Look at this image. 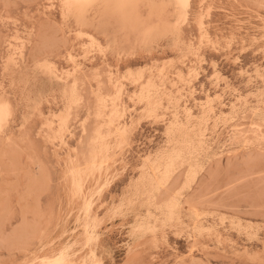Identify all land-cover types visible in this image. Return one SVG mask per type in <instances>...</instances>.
Segmentation results:
<instances>
[{
	"label": "rangeland",
	"instance_id": "rangeland-1",
	"mask_svg": "<svg viewBox=\"0 0 264 264\" xmlns=\"http://www.w3.org/2000/svg\"><path fill=\"white\" fill-rule=\"evenodd\" d=\"M122 1L0 0V264H264V0Z\"/></svg>",
	"mask_w": 264,
	"mask_h": 264
},
{
	"label": "bare ground",
	"instance_id": "bare-ground-1",
	"mask_svg": "<svg viewBox=\"0 0 264 264\" xmlns=\"http://www.w3.org/2000/svg\"><path fill=\"white\" fill-rule=\"evenodd\" d=\"M96 1H98V0H64V3H65V5H66V7H69V8H71V7L80 8V7H84L85 5L92 4V3L96 2ZM129 1H130V0H123V1H122V4L127 5V3H130ZM179 1L183 2L185 5H188V4L190 3L191 0H179ZM51 2H52V1H51ZM113 3H114V2H113ZM113 3H112V4H113ZM122 4H121V5H122ZM175 6H176V5H175ZM148 7H149V6H148ZM99 8H100V7H99ZM111 8H112V7H111ZM113 8H114V7H113ZM116 8H117V7H116ZM116 8H115V10H116ZM125 8H126V7H125ZM129 8H130V7H129ZM129 8H128V12H129V10H130ZM155 8H156V7H155ZM90 9H91V8H90ZM104 10H106L105 12L107 13V9H104ZM113 10H114V9H112V11H113ZM119 10H120V8H119ZM84 11H85V10H84ZM84 11H83V12H84ZM117 11H118V10H117ZM122 11H123V10H121V15H123V14H122ZM157 11H158V10H157ZM98 12H99V11H98ZM105 12H102V13L104 14ZM108 12H110L109 9H108ZM124 12H125V11H124ZM124 12H123V13H124ZM177 12H178V11H177ZM111 13H112V12H111ZM113 13H114V12H113ZM129 13H130V12H129ZM129 13H126V14H128V15H127V16H128V19H129ZM150 13H151V12H150ZM159 13H160V12H159ZM178 13H179V12H178ZM89 14H90V13H89ZM94 14H95V13H94ZM100 14H101V13H100ZM107 14H108V13H107ZM131 14H132V13H130V15H131ZM153 14H154V13H152V15H153ZM186 14H187V13H186ZM104 15H106V14H104ZM104 15H103V17H105ZM110 15H111V14H110ZM110 15H109V16H110ZM114 15H115V14H114ZM114 15L112 14L111 17H113ZM116 15H117V14H116ZM116 15H115V16H116ZM133 15H134V14H132V16H133ZM146 15H147V14H146ZM150 15H151V14H150ZM159 15H160V14H159ZM159 15H158V16H159ZM167 15H169V14H167ZM167 15H165V17H166ZM82 16H83V14H82ZM96 16H97V15H96ZM118 16H119V15H118ZM148 16H149V15H148ZM148 16H147V17H148ZM153 16H154V15H153ZM106 17H108V16H106ZM125 17H126V15H125ZM155 17H156V16H155ZM169 17H170V16H169ZM186 17H187V15H186ZM203 17H204V16H203ZM203 17H202V19H203ZM208 17H209V16H208ZM83 18H84V17H83ZM101 18H102V17H101ZM118 18L121 19V17H118ZM122 18H123V21H125V20H124V16H122ZM133 18H134V17H132V20H133ZM140 18H141V17H140ZM143 18H144V17H143ZM143 18H142V19H143ZM161 18H162V17H161ZM112 19H113V18H112ZM126 19H127V17H126ZM157 19H158V18H157ZM162 19H163V18H162ZM167 19H168V18H167ZM144 20H145V19H144ZM200 20H201V19H200ZM114 21H115V22H116V21H119V22L121 23L122 19H121V21L118 20V19H115ZM123 21H122V22H123ZM130 21H131V20H130ZM130 21H129V22H130ZM133 21H134V20H133ZM137 21H139V20H136L135 22H137ZM148 21H149V19H148ZM83 22H84V21H83ZM125 22H126V21H125ZM125 22H124V24H127V23H128V22H127V23H125ZM143 22H144V21H143ZM152 22H153V20H152ZM156 22H157V20H156ZM167 22H168V21H167ZM184 22H186V20H185ZM108 23H110V22L108 21ZM116 23H117V22H116ZM141 23H142V22H141ZM141 23H139V24H141ZM200 23H201V21H200ZM200 23H199V24H200ZM76 24H77V23H76ZM129 24H130V23H129ZM137 24H138V22H137ZM144 24H145V23H144ZM168 24H169V23H168ZM83 25H84V24H83ZM110 25H111V23H110ZM118 25H119V24H118ZM174 25H175V27H176V24H174ZM201 25H202V24H201ZM86 26H87V25H86ZM91 26H92V25H91ZM125 26H126V25H125ZM119 27H120V25H119ZM122 27H123V25H122ZM150 27H151V26H150ZM172 27H173V26H172ZM172 27L169 26V29L172 28ZM131 28H132V27H131ZM96 29H97V28H96ZM152 29H153V28L151 27V30H152ZM177 29H178V27H177ZM120 30H121V29H120ZM128 30H129V29H128ZM178 30H179V29H178ZM161 31H162V30H161ZM180 31H181V30H179V32H180ZM121 32H122V30H121ZM128 32H129V31H128ZM153 32H154V31H153ZM172 32H173V31H172ZM205 32H206V31H205ZM122 33H123V32H122ZM173 33H174V32H173ZM173 33H170V34L173 35ZM124 34H125V32H124ZM170 34H169V35H170ZM132 35H133V34H132ZM179 35H180V34H179ZM145 36H146V35H145ZM167 36H168V35H167ZM75 37H76V36H75ZM78 37H79V36H78ZM124 37H125V36H124ZM140 37H142V36H140ZM173 37H174V36H173ZM176 37H178V36H176ZM126 38H127V37H126ZM150 38L152 39V37H150ZM151 39H150V40H151ZM177 39H178V38H177ZM90 40H93L92 37H91ZM134 40H135V38H134ZM140 40H141V42H142V39H141V38L139 39V41H140ZM160 40H163V39H160ZM139 41H138V43H140ZM174 41H175V40H174ZM177 41H178V40H177ZM207 41H208V40H207ZM144 42H145V41H144ZM149 42H150V41H149ZM152 42H153V41H152ZM155 43H156V42H155ZM176 43H178V42H176ZM208 43H209V41H208ZM128 44H129V42H128ZM130 44H131V43H130ZM181 44H182V43H181ZM89 45H90V43H89ZM122 45H123V44H121V46H122ZM133 45H134V44H133ZM142 45H143V44H142ZM199 45H200V44H199ZM10 46H11V45H10ZM131 46H132V44H131ZM180 46H181V45H180ZM91 47H93V46H91ZM91 47H90V48H91ZM132 47H133V46H132ZM145 47H146V45H145ZM174 47H175V46H174ZM130 48H131V47H130ZM130 48H129V49H130ZM150 48H151V47H150ZM141 49H142V48H141ZM146 49H147V48H146ZM148 49H149V48H148ZM151 49H152V48H151ZM172 49H175V48H172ZM176 49H178V48H176ZM90 50H93V49H90ZM179 50H180V49H179ZM99 51H100V50H99ZM130 52H132V50H131ZM85 54H86V55H89L87 52H85ZM128 55H129V54H128ZM70 57H71V56H70ZM83 57H84V56H83ZM70 59H71V58H70ZM72 59H74V58H72ZM70 62H71V60H70ZM74 63H75V62H74ZM169 64H170V63H169ZM164 67H165V66H164ZM166 67H167V66H166ZM166 67H165V68H166ZM77 68H78V67H77ZM146 69H147V68H146ZM162 70H163V69H162ZM64 71H65V70H64ZM160 71H161V70H160ZM129 72H130V70H129ZM138 73L140 74V72H138ZM45 74H46V73H45ZM45 74H44V75H45ZM194 74H195V73H194ZM50 75H51V74H50ZM53 75H54V74H53ZM141 75H142V74H141ZM196 75H197V73H196ZM189 76H190V75H189ZM140 77H141V76H140ZM140 77H139V80H138V81H140ZM216 77H217V76H216ZM50 78H51V77H50ZM136 78H137V77H136ZM176 78H178V77L176 76ZM179 78H180V77H179ZM217 79H218V78H217ZM53 80H55V78H54ZM216 82H217V81H216ZM156 88H157V87H156ZM145 90H146V89H145ZM64 94H65V93H64ZM72 95H73V93H72ZM148 95H149V94H148ZM169 95H170V94H169ZM190 96H191V95H190ZM76 97H77V96H76ZM76 97H75V98H76ZM166 97H167V96H166ZM75 98H74V99H75ZM167 98H168V97H167ZM140 100H141V99H139V101H140ZM148 100L150 101L149 98H148ZM255 100H257V99H255ZM208 101H209V100H208ZM239 101H240V99H239ZM28 102H29V101H28ZM40 102H41V101H40ZM41 103H42V102H41ZM30 104H31V103H30ZM70 104H71V103H70ZM73 104H74V103H72V105H73ZM149 104H150V103H149ZM160 104H161V103H160ZM157 105H158L157 107H160L159 104H157ZM16 106H17V105H16ZM207 106H208V105H207ZM245 106H246V105H245ZM233 107H234V106H233ZM17 108H18V106H17ZM68 108H69V107H68ZM149 108H150V107H149ZM258 110H259V109H258ZM155 111H156V109H155ZM259 112H260V110H259ZM149 113H150V112H149ZM9 114H10V112H9V107H8L7 105H2V106H0V125H1V122L4 120V118H5V117H8ZM151 114H155V113H152V112H151L149 115H151ZM152 116H153V115H152ZM205 116H206V115H205ZM163 117H164V116H163ZM174 117H175V116H174ZM203 117H204V116H203ZM262 117H263V116H262ZM161 118H162V117H161ZM149 119H150V118H149ZM201 119H202V118H201ZM155 120H156V119H155ZM157 120H159V119H157ZM172 125H173V124H172ZM175 126H176V125H175ZM178 126H180V125L178 124ZM168 127H169V126H168ZM176 128H177V127H176ZM251 128H252V127H251ZM1 129H2V128H1ZM167 129H168V128H167ZM171 129H172V126H171ZM178 129H179V128H177V130H178ZM177 130H176V132H179V131H177ZM166 131H167V130H166ZM170 131H171V130H170ZM182 132H183V131H182ZM198 132H199V131H198ZM203 132H204V131H203ZM259 132H260V131H259ZM167 133H168V132H167ZM205 133H206V132H205ZM178 134H179V133H178ZM180 134H181V133H180ZM188 134H189V133H188ZM171 135H172V134H171ZM171 135H170V136H171ZM185 135H187V134H184V136H185ZM201 135H202V134H201ZM182 136H183V134H182ZM263 136H264V135H263ZM185 137H187V136H185ZM232 137H233V136H232ZM257 137H258V136H257ZM257 137H256V138H257ZM166 138H167V137H166ZM168 138H169V137H168ZM171 138H172V139L174 138V133H173V136H172ZM193 138H194V137H193ZM199 138H200V134H199ZM199 138H198V139H199ZM201 138H202V137H201ZM262 138H263V137H261L260 139H262ZM184 139H185V138H184ZM180 140H181V139H180ZM189 140H190V139H189ZM255 140H256V139H255ZM257 140H258V139H257ZM257 140H256V141H257ZM170 141H171V140H170ZM190 141H191V140H190ZM228 141H229V139H228ZM178 142H179V141H178ZM178 142H177V143H178ZM181 142H182V141H181ZM185 142H186V141H185ZM188 142H189V141H188ZM250 142H251V141H250ZM250 142H249V143H250ZM256 143H257V142H256ZM259 143H260V142H259ZM175 144H176V143H175ZM179 144H180V143H179ZM200 144H201V143H200ZM202 144H203V143H202ZM246 144H247V143H245V145H246ZM251 144H252V143H251ZM247 145H248V144H247ZM182 146H184V145H182ZM185 146H186V145H185ZM185 146H184V148H185ZM190 147H192V146H190ZM195 147H196V146H195ZM188 148H189V147H188ZM198 148H199V146H198ZM185 149H186V148H185ZM222 149H223V148H222ZM181 150L183 151V148H182ZM200 150H201V149H200ZM176 152H177V149H176ZM176 152H175V153H176ZM179 152H180V154H181V151H179V150H178V153H177V154H179ZM194 152H195V151H194ZM172 153H173V152H172ZM186 153H187V151H186ZM191 153H193V152H191ZM162 154H163V153H162ZM170 154H171V153H170ZM166 155H167V154H166ZM187 155H188V154H187ZM168 156H169V155H168ZM171 156H172V155H171ZM175 156H176V155H175ZM175 156H174V157H175ZM179 156H180V155H179ZM179 156H178V158H179ZM190 156H191V155H190ZM191 157H192V156H191ZM198 157H199V156H198ZM160 158H161V157H160ZM166 158H167V157H166ZM170 158H171V157H170ZM170 158L168 157V160H169ZM171 159H172V158H171ZM171 159H170V160H171ZM176 159H177V157H176ZM176 159H175V160L172 159V162H169V163H173L174 161H176ZM179 159H181V158H179ZM159 161H160V160H159ZM158 163H160V162H158ZM158 163H157V164H158ZM169 163H167V164H169ZM153 164H154V163H153ZM157 164H155V166H156ZM165 164H166V163H165ZM172 165H174V164H172ZM178 165H179V164H178ZM165 166H166V165H165ZM141 167H142V166H141ZM151 167H154V165L151 166ZM151 167H150V168H151ZM158 167H159V166H158ZM167 167H168V166H167ZM169 167L172 168V167H174V166H169ZM154 168H155V167H154ZM176 168H177V167H176ZM195 168H196V167H195ZM141 169H142V168H140V170H141ZM169 169H170V168H169ZM190 169H191V168H190ZM141 171H142V170H141ZM151 171H152V170H151ZM158 171H159V170H158ZM165 171L167 172V169H166V168H165ZM170 171H171V170H170ZM194 171H195V170H194ZM166 172H164V173L166 174ZM152 173H153V172H152ZM173 173H174V171H173ZM193 173H194V172H193ZM193 173L191 174L192 176L194 175ZM170 174H171V172H170ZM141 175H142V174H141ZM147 175H148V174H147ZM166 175H167V174H166ZM195 175H196V173H195ZM168 177H169V176H168ZM190 177H191V176H190ZM192 178H193V177H192ZM194 178H195V177H194ZM194 178H193V179H194ZM143 179H144V178H143ZM143 179H141V180H143ZM155 179H156V178H155ZM189 179L191 180V178H189ZM145 180H146V179H145ZM151 180H152V179H151ZM151 180H150V181H151ZM160 180H161V179H160ZM166 180H167V178H166ZM194 180H195V179H194ZM168 181H169V180H168ZM186 181H187V183H188V179H187ZM192 181H193V180H192ZM159 182H160V181H159ZM190 182H191V181H190ZM166 183H167V182H166ZM141 184H142V183H141ZM150 184H151V183H150ZM155 184H156V183H155ZM189 184H190V183H189ZM189 184H188V185H189ZM156 185H157V184H156ZM159 186H160V185H159ZM160 187H161V186H160ZM162 187H163V186H162ZM162 187H161V188H162ZM184 187H185V186H184ZM186 187H188V189L190 190L189 186H186ZM183 190H185V188H184ZM138 191H139V190H138ZM145 192H146V194H147V191H145ZM161 192H162V191H161ZM137 194H138V193H137ZM151 194H152V193H151ZM128 195H129V194H128ZM160 195H161V194H160ZM136 197H138V196L136 195ZM136 197H135V198H136ZM125 200H126V199H125ZM128 200H130V198H129ZM158 200H159V199H158ZM173 200H174V201H173V204H175V203L177 204V201H176L175 199H173ZM175 201H176V202H175ZM157 202H158V201H157ZM127 203H128V202H127ZM123 204H124V203H123ZM129 204H130V206H131V202H130ZM169 204L171 205V203H169ZM133 205H134V204H133ZM133 205H132V206H133ZM166 205H167V204H166ZM121 206H122V205H121ZM121 206H120V207H121ZM149 206H150V205H149ZM149 206H148V207H149ZM172 206H173V205H172ZM172 206H171V207H172ZM120 207H119V208H120ZM148 207H147V208H148ZM155 207H156V206H155ZM159 207L161 208V206H159ZM166 207H167V206L164 207V208H165L164 210H167ZM168 207H169V206H168ZM176 207H177V206H176ZM122 208H125V207H122ZM122 208H121V209H122ZM129 208H130V207H129ZM169 208H170V207H169ZM121 209H120V210H121ZM132 209H133V208H132ZM132 209H131V210H132ZM171 209H172V208H171ZM173 209L176 210V208H174V207H173ZM178 209H179V208H178ZM131 210H130V211H131ZM158 210H159V208H158ZM168 210H170V209H168ZM168 210H167V211H168ZM156 211H157V210H156ZM176 211H177V210H176ZM121 212H122V210H121ZM134 212H136L135 209H134ZM122 213H123V212H122ZM129 213H130V212H129ZM168 213H169V212H168ZM123 214H124V213H123ZM149 214H150V212H149ZM149 214L147 213V216H148V217L150 216ZM162 214H163V212H162ZM165 214H166V213H165ZM163 215H164V214H163ZM169 215H170V213H169ZM172 215H174V214H172ZM193 215H194V214H193ZM138 216H139V215H138ZM175 216H176V215H175ZM136 217H137V216H136ZM151 217L153 218L152 215H151ZM168 217H170V216H168ZM176 217H177V216H176ZM192 217H194V216H192ZM196 217H198V216H196ZM152 218L149 217V218H147V219L149 220V219H152ZM165 218H166L165 220H168V219H169V218L167 219V216H165ZM144 219H146V218H144ZM144 219H143V221H145ZM153 219H155V217H154ZM134 220H135V219H134ZM161 220H162V219H161ZM175 220H176V219H175ZM159 221H160V220H159ZM163 221H164V220H163ZM177 221H178V219H177ZM177 221H176V222H177ZM149 222H150V221H149ZM153 222H154V221H153ZM160 222H162V221H160ZM166 222H167V221H166ZM166 222H165V223H166ZM169 222H170V221H169ZM171 222H172V221H171ZM171 222H170V225H171ZM143 223H144V222H143ZM147 223H148V222H147ZM147 223H145V224H147ZM154 223H157V220H156ZM154 223H153V224H154ZM165 223H164V226H163V223H162V227H166V224H165ZM167 223H168V222H167ZM137 224L139 225V223H137ZM159 224H160V223H159ZM168 224H169V223H168ZM145 226H146V225H145ZM147 226H148V225H147ZM147 226H146L145 228H147ZM150 226H151V225H150ZM150 226H149V228H151ZM155 226H156V225H155ZM160 226H161V224H160ZM141 227H142V226H141ZM134 228H135V226H134ZM138 228H139V227H138ZM152 228H153V227H152ZM140 229H141V228H140ZM132 230H133V229H132ZM142 230H143V229H142ZM142 230H141V231H142ZM147 230L149 231V229H146V231H147ZM151 230H152V229H150V231H151ZM136 231L138 232V229H137ZM143 231H144V230H143ZM148 231H147V232H148ZM155 231H157V229H156V230H153L154 233H155ZM134 232H135V231H134ZM144 232H145V231H144ZM138 233H140V232H138ZM157 233H158V232H157ZM148 234L150 235L149 232H148ZM151 234L153 235L152 231H151ZM62 254H63V253H62ZM62 254H61V255H62ZM66 254H68V253H66ZM59 255H60V254H59ZM61 255L57 257V259H56L57 261H60L58 258L62 257ZM93 256H94V254H93ZM64 257H65V255H64ZM66 257H67V255H66ZM66 257H65V258H66ZM70 257H71V255H70ZM93 258H95V257H92V261L95 260V259L93 260ZM90 259H91V258H90ZM61 260H63V257H62ZM64 260H65V259H64ZM64 260H63L62 262H66V261H64ZM66 260H67V259H66ZM88 260H89V259H88ZM98 260H99V259H96V261H98ZM57 261H56V262H57ZM67 261H69V260H67ZM43 262H44V261H43ZM45 262H47V264H48L50 261H45ZM45 262H44V263H45ZM51 262H53V261H51ZM56 262H55V263H56ZM62 262H60V264H61ZM69 262H70V264L72 263L71 261H69ZM87 262H88V261H87ZM90 262H91V261H89V264H90ZM94 262H95V261H94ZM44 263H42V264H44ZM53 263H54V262H53ZM92 263H93V262H92ZM49 264H51V263H49ZM58 264H59V263H58ZM72 264H73V263H72ZM84 264H85V263H84ZM87 264H88V263H87ZM95 264H96V263H95ZM97 264H98V263H97ZM100 264H101V261H100Z\"/></svg>",
	"mask_w": 264,
	"mask_h": 264
}]
</instances>
